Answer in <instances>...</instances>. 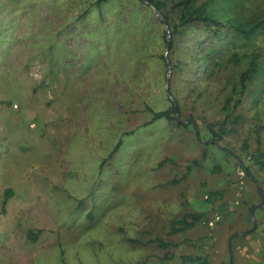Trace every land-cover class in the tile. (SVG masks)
Segmentation results:
<instances>
[{"label": "rangeland", "instance_id": "374dc122", "mask_svg": "<svg viewBox=\"0 0 264 264\" xmlns=\"http://www.w3.org/2000/svg\"><path fill=\"white\" fill-rule=\"evenodd\" d=\"M96 1L0 0V264H256L245 247L254 204L264 222V36L229 22L250 28L264 0H197L219 33L177 28V0L162 13ZM259 49L241 120L217 134ZM172 103L180 113L154 118ZM190 212L202 220L172 234Z\"/></svg>", "mask_w": 264, "mask_h": 264}, {"label": "trees", "instance_id": "16d2710c", "mask_svg": "<svg viewBox=\"0 0 264 264\" xmlns=\"http://www.w3.org/2000/svg\"><path fill=\"white\" fill-rule=\"evenodd\" d=\"M109 0H97L96 5H100L103 2H106ZM145 2L151 4L156 10L162 13L164 8H166V4L163 0H144ZM196 1L197 0H177L173 4V8L179 9L178 14H179V23L178 27H185L193 23H203L207 25L208 27H211L215 30L216 33H219L221 27L225 26V23L220 21V19L216 17H212L209 13L206 11L203 12L202 9H194V6L196 7ZM193 8V9H191ZM165 18L168 21V17L165 16ZM169 24V23H168ZM230 25L234 27V29L241 35H243L246 38H252L255 36L263 35L264 36V18L261 19L259 22L253 24L250 26V28L243 27L242 25H237L233 23L232 21L229 22ZM176 30V29H175ZM218 30V32H217ZM176 32V31H175ZM174 29L172 31V35H174ZM172 48V46L170 47ZM264 51V50H263ZM263 51L261 49L255 51L248 62L247 68L241 73L239 84L237 85V90L235 96H229L226 99L225 105H224V110L229 111V113L225 114V117L221 123V127L219 131L216 133H225L227 130V124L229 123V120L232 119L231 117L233 116V124L241 120V117L239 115L234 116V113L236 111V108L240 104L243 96L246 94L248 90V85L255 78V76L260 73L261 71V59L263 55ZM232 105V109H231ZM230 106L231 111L228 109ZM180 113V108L178 104L172 103L171 109L169 110H164L160 112H154V118L159 119V118H167L171 119V114H178ZM178 122V121H177ZM178 125H182V122H178ZM261 128H264V123L262 125H259L257 127V136H258V141L260 140V133L259 131ZM221 137V135L219 136ZM246 143V141H245ZM120 146V142H118L117 147H115L114 151H116ZM260 150H262V147H260ZM114 153V152H113ZM260 155L264 157V148L262 151H260ZM171 161L168 158L163 159L160 163L159 166H163L166 162ZM247 173L251 175V173L247 170ZM252 176V175H251ZM254 180L255 178L252 177ZM257 181V180H256ZM258 184V183H257ZM258 187L259 184H258ZM11 190L6 189L5 191V198L2 203V210L4 211V208L7 204V201L9 197L11 196ZM1 213V211H0ZM203 213L202 212H190L184 214L181 218L175 220L172 222L171 230L170 232L172 234L176 232H182L185 231L193 226H195L198 222L202 220ZM30 238L36 239V233H30L29 234ZM162 241V239H159ZM134 242H137L136 240L133 239ZM163 246H166V242H161ZM200 256H189V257H184L183 260H188L192 262H199L201 259ZM203 264V262H199ZM206 264V263H205Z\"/></svg>", "mask_w": 264, "mask_h": 264}, {"label": "crops", "instance_id": "0c3cea01", "mask_svg": "<svg viewBox=\"0 0 264 264\" xmlns=\"http://www.w3.org/2000/svg\"><path fill=\"white\" fill-rule=\"evenodd\" d=\"M255 215L251 214L252 217V224L254 226V221H256L257 225L255 228H251L250 231L254 232L256 231L257 233L255 234V238H248L247 246L245 247L246 252L250 254V257L252 258V261L256 264H264V222L262 221L263 218L261 219L260 217V212L259 207L256 208ZM247 231V232H250ZM246 232H239V234H244ZM238 234V235H239ZM235 237V236H234ZM259 245L258 252L256 251L255 253V248ZM197 263V262H193Z\"/></svg>", "mask_w": 264, "mask_h": 264}, {"label": "water", "instance_id": "95a60500", "mask_svg": "<svg viewBox=\"0 0 264 264\" xmlns=\"http://www.w3.org/2000/svg\"><path fill=\"white\" fill-rule=\"evenodd\" d=\"M158 11V10H157ZM165 24L167 25V23H166V21H165ZM170 44H171V35H170V33H169V37H168V42H167V49H169V47H170ZM236 157H238L239 158V156L238 155H236L235 153H233ZM262 204H264V198H263V203ZM261 205H257V204H254L253 205V207H252V215H255V210H256V208L257 207H260ZM256 225H257V223H256V221H254V226H253V228H255L256 227ZM251 230V229H250ZM238 234V233H237ZM230 243H231V240H230Z\"/></svg>", "mask_w": 264, "mask_h": 264}]
</instances>
